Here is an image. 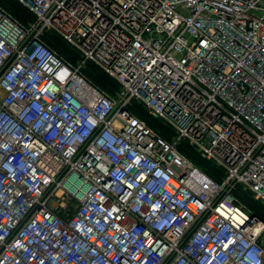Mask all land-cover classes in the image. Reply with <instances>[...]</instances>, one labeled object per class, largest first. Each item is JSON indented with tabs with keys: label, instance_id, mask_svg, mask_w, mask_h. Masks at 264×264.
I'll return each instance as SVG.
<instances>
[{
	"label": "built area",
	"instance_id": "2783aa9c",
	"mask_svg": "<svg viewBox=\"0 0 264 264\" xmlns=\"http://www.w3.org/2000/svg\"><path fill=\"white\" fill-rule=\"evenodd\" d=\"M16 1L35 18L0 4V264H264L233 194L264 205V0Z\"/></svg>",
	"mask_w": 264,
	"mask_h": 264
},
{
	"label": "trees",
	"instance_id": "16d2710c",
	"mask_svg": "<svg viewBox=\"0 0 264 264\" xmlns=\"http://www.w3.org/2000/svg\"><path fill=\"white\" fill-rule=\"evenodd\" d=\"M0 4L7 8L16 18H18L23 23H29L34 20V14L26 7L21 5L16 0H0ZM45 39L47 42L60 54L69 58L75 62L78 55L74 52L72 47L64 41L60 36L55 33L47 32L45 34ZM84 72L93 82L98 84L100 87L107 90L110 94H115L120 89V83L108 75L96 64L89 62L84 67ZM130 109L133 113L147 120L151 127L158 131L162 136L170 139L171 132L162 124V122L148 113V111L142 105L138 103H133L130 105ZM180 150L185 153L189 158H191L198 166L204 169L210 176L216 179H221L222 173L219 169L212 165L209 160L199 155V153L188 143H182L179 146ZM235 197L245 203L253 212L264 215V205L259 201L255 200L250 193L243 191L241 188H237L234 193Z\"/></svg>",
	"mask_w": 264,
	"mask_h": 264
},
{
	"label": "rangeland",
	"instance_id": "374dc122",
	"mask_svg": "<svg viewBox=\"0 0 264 264\" xmlns=\"http://www.w3.org/2000/svg\"><path fill=\"white\" fill-rule=\"evenodd\" d=\"M161 122H162V120L161 119H159ZM210 163H212V165H214L215 166V164L212 162V161H210ZM219 168V167H218Z\"/></svg>",
	"mask_w": 264,
	"mask_h": 264
}]
</instances>
